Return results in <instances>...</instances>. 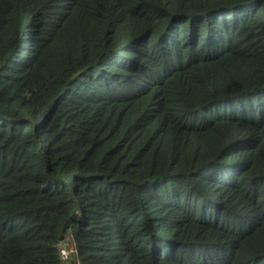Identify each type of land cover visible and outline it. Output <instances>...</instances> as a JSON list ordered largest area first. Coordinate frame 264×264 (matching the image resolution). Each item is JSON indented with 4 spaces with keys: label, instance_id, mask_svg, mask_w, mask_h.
<instances>
[{
    "label": "trees",
    "instance_id": "1",
    "mask_svg": "<svg viewBox=\"0 0 264 264\" xmlns=\"http://www.w3.org/2000/svg\"><path fill=\"white\" fill-rule=\"evenodd\" d=\"M69 228L81 264H264V0H0V264H74Z\"/></svg>",
    "mask_w": 264,
    "mask_h": 264
},
{
    "label": "built area",
    "instance_id": "2",
    "mask_svg": "<svg viewBox=\"0 0 264 264\" xmlns=\"http://www.w3.org/2000/svg\"><path fill=\"white\" fill-rule=\"evenodd\" d=\"M57 249L61 255L63 262L67 263L69 261L74 262V260H77L75 258L77 255V250L74 243L72 230L70 228L63 235L62 240L57 244ZM74 264H79V262H74Z\"/></svg>",
    "mask_w": 264,
    "mask_h": 264
},
{
    "label": "rangeland",
    "instance_id": "3",
    "mask_svg": "<svg viewBox=\"0 0 264 264\" xmlns=\"http://www.w3.org/2000/svg\"><path fill=\"white\" fill-rule=\"evenodd\" d=\"M16 222H18V221H16ZM76 256H77V260H74V262H75V263L79 262V264H81V262H80V260H79V256H78V254H77Z\"/></svg>",
    "mask_w": 264,
    "mask_h": 264
},
{
    "label": "water",
    "instance_id": "4",
    "mask_svg": "<svg viewBox=\"0 0 264 264\" xmlns=\"http://www.w3.org/2000/svg\"><path fill=\"white\" fill-rule=\"evenodd\" d=\"M76 216V214H74ZM63 237V235H61V238ZM77 259V256L75 257Z\"/></svg>",
    "mask_w": 264,
    "mask_h": 264
}]
</instances>
